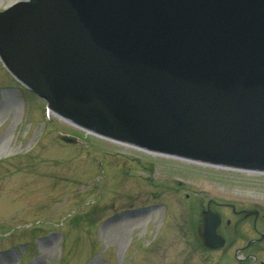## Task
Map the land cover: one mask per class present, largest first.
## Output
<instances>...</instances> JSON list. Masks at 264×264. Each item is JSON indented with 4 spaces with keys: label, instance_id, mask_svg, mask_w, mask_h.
Here are the masks:
<instances>
[{
    "label": "water",
    "instance_id": "obj_1",
    "mask_svg": "<svg viewBox=\"0 0 264 264\" xmlns=\"http://www.w3.org/2000/svg\"><path fill=\"white\" fill-rule=\"evenodd\" d=\"M0 60L81 129L264 173V0L18 1L0 11Z\"/></svg>",
    "mask_w": 264,
    "mask_h": 264
},
{
    "label": "rangeland",
    "instance_id": "obj_2",
    "mask_svg": "<svg viewBox=\"0 0 264 264\" xmlns=\"http://www.w3.org/2000/svg\"><path fill=\"white\" fill-rule=\"evenodd\" d=\"M46 105L0 61V264H199L202 206L264 201L263 173L107 139Z\"/></svg>",
    "mask_w": 264,
    "mask_h": 264
},
{
    "label": "flooded vegetation",
    "instance_id": "obj_3",
    "mask_svg": "<svg viewBox=\"0 0 264 264\" xmlns=\"http://www.w3.org/2000/svg\"><path fill=\"white\" fill-rule=\"evenodd\" d=\"M212 204L217 210L206 205L200 211L198 239L205 257L199 264H264V201L217 204L212 201ZM204 211L219 215L216 233L220 238V246L205 245Z\"/></svg>",
    "mask_w": 264,
    "mask_h": 264
},
{
    "label": "bare ground",
    "instance_id": "obj_4",
    "mask_svg": "<svg viewBox=\"0 0 264 264\" xmlns=\"http://www.w3.org/2000/svg\"><path fill=\"white\" fill-rule=\"evenodd\" d=\"M219 167H221V166H219ZM244 171H246V170H244Z\"/></svg>",
    "mask_w": 264,
    "mask_h": 264
}]
</instances>
